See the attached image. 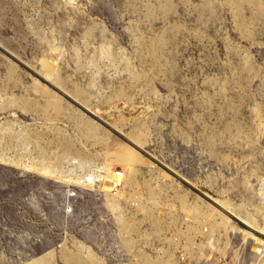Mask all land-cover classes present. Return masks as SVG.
Here are the masks:
<instances>
[{
	"label": "rangeland",
	"instance_id": "obj_1",
	"mask_svg": "<svg viewBox=\"0 0 264 264\" xmlns=\"http://www.w3.org/2000/svg\"><path fill=\"white\" fill-rule=\"evenodd\" d=\"M194 259L264 264V0H0V264Z\"/></svg>",
	"mask_w": 264,
	"mask_h": 264
},
{
	"label": "bare ground",
	"instance_id": "obj_2",
	"mask_svg": "<svg viewBox=\"0 0 264 264\" xmlns=\"http://www.w3.org/2000/svg\"><path fill=\"white\" fill-rule=\"evenodd\" d=\"M40 62L41 63L38 66V69H40L49 80H51L54 76L57 63H55V61H52V59L48 60L46 58L42 59Z\"/></svg>",
	"mask_w": 264,
	"mask_h": 264
},
{
	"label": "built area",
	"instance_id": "obj_3",
	"mask_svg": "<svg viewBox=\"0 0 264 264\" xmlns=\"http://www.w3.org/2000/svg\"><path fill=\"white\" fill-rule=\"evenodd\" d=\"M122 176V175H121ZM124 186V182L123 183H119L118 184V189L121 190L123 189ZM122 191V190H121ZM200 233L202 234V236L207 237L210 234V230L209 227L205 226L203 228L200 229ZM201 238V237H200ZM203 238L199 239V241H201ZM197 259H194V264H196Z\"/></svg>",
	"mask_w": 264,
	"mask_h": 264
}]
</instances>
